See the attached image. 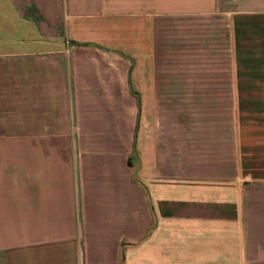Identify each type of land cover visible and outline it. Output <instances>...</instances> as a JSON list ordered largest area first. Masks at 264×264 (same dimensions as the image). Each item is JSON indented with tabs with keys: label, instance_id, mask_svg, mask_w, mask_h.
I'll return each mask as SVG.
<instances>
[{
	"label": "crops",
	"instance_id": "0c3cea01",
	"mask_svg": "<svg viewBox=\"0 0 264 264\" xmlns=\"http://www.w3.org/2000/svg\"><path fill=\"white\" fill-rule=\"evenodd\" d=\"M170 16L223 19L232 59L264 64V0H0V264H122L171 224L180 264H264V169L155 78Z\"/></svg>",
	"mask_w": 264,
	"mask_h": 264
},
{
	"label": "rangeland",
	"instance_id": "374dc122",
	"mask_svg": "<svg viewBox=\"0 0 264 264\" xmlns=\"http://www.w3.org/2000/svg\"><path fill=\"white\" fill-rule=\"evenodd\" d=\"M205 20L192 18L186 23L185 32L184 23L179 25L177 16L164 18L163 26H168L169 32L155 34L159 46L155 78L159 87L168 82L171 110L178 111L184 104L187 115L202 114L203 121L209 111L215 120L233 121L234 142L241 149L244 147L246 164L250 169H264V64H256V58L252 59L254 64H237V55L232 59L231 50L227 49L226 22L220 18L211 22ZM184 35L190 59L188 54L185 58L179 55L178 41L183 40ZM250 40H258V33H250ZM194 42L197 49L193 48ZM188 46L192 48L188 49ZM194 52L200 63L189 64V60L194 61ZM185 60L186 64L181 63ZM151 67L140 66L143 77H149ZM249 93L253 96L244 95ZM194 106H201L200 114ZM157 227L156 224L152 226L149 236ZM168 227L169 232H164V238L169 237V247L164 246L163 251L162 247H152L147 239H143L131 248H123L122 264H180L178 228L175 224ZM162 233L160 230L159 238ZM200 259L204 263L208 258ZM232 263H237L236 257H218V264Z\"/></svg>",
	"mask_w": 264,
	"mask_h": 264
},
{
	"label": "trees",
	"instance_id": "16d2710c",
	"mask_svg": "<svg viewBox=\"0 0 264 264\" xmlns=\"http://www.w3.org/2000/svg\"><path fill=\"white\" fill-rule=\"evenodd\" d=\"M139 105H140V99H139Z\"/></svg>",
	"mask_w": 264,
	"mask_h": 264
}]
</instances>
